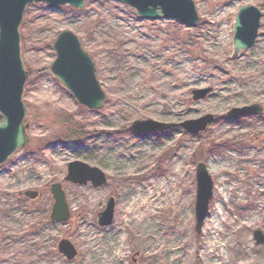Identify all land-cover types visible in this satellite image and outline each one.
<instances>
[{"label":"rangeland","instance_id":"obj_1","mask_svg":"<svg viewBox=\"0 0 264 264\" xmlns=\"http://www.w3.org/2000/svg\"><path fill=\"white\" fill-rule=\"evenodd\" d=\"M194 3L200 22L193 27L169 18H141L115 0H85L82 9L41 2L26 8L19 31L28 73L22 99L29 141L0 165V264H87L93 249L88 235L117 232L120 264H257L238 252L264 247L253 236L257 229L264 234V0ZM241 5L261 11L260 26L254 44L232 57L233 22ZM61 30L74 33L94 61L105 92L98 109L79 105L50 71L52 45ZM187 77L197 80L175 85ZM226 82L240 92L220 107L210 106L211 92ZM204 88L210 89L205 97L193 100L191 90ZM168 92L175 105H195L198 111L174 113ZM254 103L262 113L226 115L232 107ZM206 114L213 120L198 133L179 125ZM144 119L172 126L140 133L128 129ZM74 129L80 133L73 135ZM121 156L135 157L134 166L125 170L109 161ZM74 160L100 169L106 182L94 187L65 180L67 164ZM198 162L213 181L200 232L194 227ZM177 165L181 171L172 170ZM172 175L177 197L156 209L145 203L139 208L148 210L154 228L129 220L119 201L124 188H153ZM52 183L64 192L67 221L50 220ZM26 190L38 195L30 198ZM110 196L113 219L100 226L97 213ZM228 233L231 240L223 246L220 240ZM62 238L77 251L71 259L58 251ZM170 244L177 262L164 252ZM99 264H111V258Z\"/></svg>","mask_w":264,"mask_h":264},{"label":"water","instance_id":"obj_2","mask_svg":"<svg viewBox=\"0 0 264 264\" xmlns=\"http://www.w3.org/2000/svg\"><path fill=\"white\" fill-rule=\"evenodd\" d=\"M85 0H0V165L17 149L29 141L24 123L26 106L22 96L28 73L21 58L20 31L25 9L37 2L49 6L60 7L69 5L82 9ZM134 9L137 16L144 19L169 18L189 27L200 22V16L194 0H115ZM261 11L253 5H241L234 17L233 23V55L237 57L241 49L250 48L258 35ZM55 58L50 65V71L71 92L77 103L89 109H98L104 102L105 92L95 73L94 61L86 52L80 40L70 30H61L54 42ZM209 88L193 89L192 99L205 97ZM258 104L242 107H232L227 111L229 117H242L262 113ZM213 120L206 114L197 119L181 122L179 125L187 132L198 133ZM172 126L171 123L157 122L152 119L134 120L129 130L134 133L161 131ZM195 231L200 232L208 213L209 201L212 196L213 181L203 162H198L195 170ZM65 180L77 184L90 182L99 187L106 182L105 174L97 167L74 160L67 164ZM50 192L54 199L50 220L67 221L69 210L64 192L59 183H52ZM24 194L30 198L38 195L37 191L26 190ZM114 214V197L110 196L102 211L97 213V223L105 226L111 223ZM253 236L257 244L264 243V234L254 230ZM58 251L67 259L73 258L77 251L66 239L57 244Z\"/></svg>","mask_w":264,"mask_h":264},{"label":"bare ground","instance_id":"obj_3","mask_svg":"<svg viewBox=\"0 0 264 264\" xmlns=\"http://www.w3.org/2000/svg\"><path fill=\"white\" fill-rule=\"evenodd\" d=\"M163 81V79H160ZM197 79L194 77H187L180 82H176L175 85L177 86H185L186 84H189L193 81H196ZM213 90V89H212ZM240 91L237 89H234L231 83L226 82L225 84L219 85L215 91H212L211 94L214 93L213 99L211 101V105H216L217 107H220L223 105L224 101L227 99V97L230 94H236ZM210 94V95H211ZM168 98L172 104V109L174 113H181L186 115H191L198 111L197 107L194 105H184L183 107H180L175 105L174 95L171 92H168ZM151 147H148V150H150ZM109 161L112 163H115L118 165V167H121L122 169L129 170L134 166L135 157H119L117 158H111ZM173 171H181V165L177 166H171ZM28 178H24L23 181H20L21 184H25L27 182ZM176 178L174 175L170 176L169 178H163L160 179L157 182L153 183V188L150 185H147L145 188L138 189V188H124L123 192L121 193L119 197L120 203L123 204L125 208H127V212L129 213V220L132 218L136 220V222L144 227H147L148 229L152 230L154 227L152 225V221L148 220L146 218V215L148 213V210H145L141 212L139 209L140 206H142L144 203L148 205L149 209L162 207L166 202L175 199L178 195V190H175L173 187L175 184ZM186 198V195H183L181 197L180 203H182ZM186 213V209H182L180 214L183 216ZM217 218V217H216ZM222 221V220H221ZM220 223V221H217ZM217 222L214 224L217 225ZM217 227V226H216ZM118 234L117 233H108V234H102V235H88L90 238V243L93 249L90 250L88 257H87V264H99L100 261L104 260L105 258L109 257L111 258V264H120L118 253L121 248V243L118 240ZM217 235V233H215ZM214 242L216 243L217 240H219L218 237L215 239L212 238ZM211 239V240H212ZM231 240V233H228V235L221 238V245H225L227 242ZM243 242L246 241V237L242 236L241 239ZM150 247H153V245H150ZM165 254L169 256L170 258H173L175 262L177 260L173 257L175 254V248L172 247V244L168 248L165 249ZM238 254L250 259L254 263L257 264H264V247H244L241 249Z\"/></svg>","mask_w":264,"mask_h":264},{"label":"trees","instance_id":"obj_4","mask_svg":"<svg viewBox=\"0 0 264 264\" xmlns=\"http://www.w3.org/2000/svg\"><path fill=\"white\" fill-rule=\"evenodd\" d=\"M71 133L73 135H77L78 133H80V130L74 129V130L71 131Z\"/></svg>","mask_w":264,"mask_h":264}]
</instances>
